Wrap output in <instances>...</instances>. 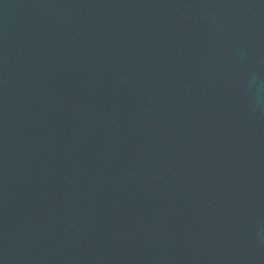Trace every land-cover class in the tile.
I'll return each instance as SVG.
<instances>
[{
	"label": "water",
	"instance_id": "obj_1",
	"mask_svg": "<svg viewBox=\"0 0 264 264\" xmlns=\"http://www.w3.org/2000/svg\"><path fill=\"white\" fill-rule=\"evenodd\" d=\"M0 264H264V0H0Z\"/></svg>",
	"mask_w": 264,
	"mask_h": 264
}]
</instances>
